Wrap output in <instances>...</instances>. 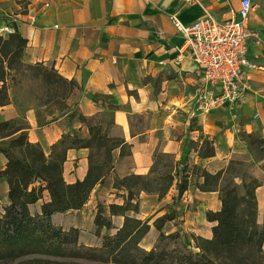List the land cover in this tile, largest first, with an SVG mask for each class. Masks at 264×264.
<instances>
[{
  "label": "crops",
  "instance_id": "1",
  "mask_svg": "<svg viewBox=\"0 0 264 264\" xmlns=\"http://www.w3.org/2000/svg\"><path fill=\"white\" fill-rule=\"evenodd\" d=\"M252 1L255 6L248 24L259 30L262 41H252L249 52L259 68L250 71L249 89L237 103L239 117L232 120L230 107L236 102L190 117L200 83L194 61L187 57L179 66L160 62L170 63L183 43L173 16L184 23L207 15L223 19L237 9L240 0H0V29L12 25L27 38L22 62L53 68L79 87L78 94L69 97L70 105L74 104L70 111L41 115L39 106L21 103L7 75L10 101L0 105V121L22 118L27 127L0 137V141L24 132L28 141L39 144L50 159L63 137L69 135L62 175L72 184L87 177L94 151L106 148L81 141L92 140L100 124L102 133L110 138L111 169L81 208L52 214L56 225L79 229V242L91 246H100L105 235L115 234L126 216L148 221L150 228L140 241L146 249L154 247L165 229L183 233L208 227L205 238L213 237L216 221L210 220L207 212L222 208L221 191L220 184L204 187V171L216 174L230 159L250 152L237 132L264 139V0ZM3 83L0 80V87ZM206 138L214 149L212 155L202 153ZM195 142L198 148L190 146ZM158 152L173 156L172 184L162 194L144 188L134 190L138 211L113 212L112 204L121 206L129 200L130 188L123 179L153 176ZM254 160L263 170L264 155ZM7 163L0 150V170ZM255 174L259 180L255 189L257 220L264 224V175ZM180 179L187 188L178 196ZM9 191L7 177L1 176L0 212L11 202ZM50 200L46 189L43 198L29 207L41 213L44 202ZM99 208L104 221L101 225L96 223ZM175 209L178 222L176 218L167 220L159 230L155 222ZM153 230L158 234L151 240Z\"/></svg>",
  "mask_w": 264,
  "mask_h": 264
},
{
  "label": "trees",
  "instance_id": "2",
  "mask_svg": "<svg viewBox=\"0 0 264 264\" xmlns=\"http://www.w3.org/2000/svg\"><path fill=\"white\" fill-rule=\"evenodd\" d=\"M26 45L27 38L18 30L7 36L0 35V80L4 81L0 87V105L10 101L5 76L6 66L1 57L12 53L13 57L21 58ZM51 71L55 74L52 72L46 74L49 82L62 81L70 83L73 87L77 86L75 80L65 78L53 68ZM25 127H27L26 122L18 123L16 119L2 120L0 137ZM64 142L62 139L57 146L65 145ZM109 142L110 138L104 137L101 144L97 143L99 147L106 146L102 163L94 162L91 157L87 177L72 184L67 183L62 175L65 147L63 153L55 152L48 159L42 147L29 142L24 132L12 140L13 145L25 144L44 159L46 175H42L29 161L16 156L10 149L0 148L8 158L7 166L0 170V177L5 176L9 181L11 201L5 207V211L0 212V262L2 264H217L204 251L201 253L190 248L183 241L180 231L165 233L161 230L167 220L176 218L178 222L179 213L176 209L171 213H165L155 222L156 227L161 231L152 249H146L140 244L150 225L147 220L137 217L126 216L123 226L115 234L105 235L100 246L80 243L79 229L71 227L67 230L52 221V214L57 211L81 208L97 182L103 181L112 166ZM115 142L117 141H113L112 144ZM204 142L208 146L202 151L203 155L214 154L211 141L206 138ZM103 165L107 168L104 169ZM203 174L206 180L204 187L220 184L216 180L221 179L222 171L212 174L205 170ZM129 177L147 178L139 175ZM129 177L123 179L125 185L130 188L129 200L121 206L112 204L113 212L131 208L137 212L139 209L135 187L126 182ZM169 178L170 186L173 177L170 175ZM212 179L215 180L213 184ZM253 183L254 186H251L244 182V194H239L231 184L222 192L220 185L222 208L217 212H207L208 218L216 221V225L213 226V237L201 238V240L205 245L216 249L243 252L251 264H264V225L257 220L255 193L259 181L255 180ZM186 188V182L180 179L178 196ZM46 189L50 193L51 200L44 202L41 213L32 212L29 205L43 198ZM133 199H136L135 204L132 203ZM100 209L96 218L97 225L104 222L101 219ZM169 239H174L173 245L169 244ZM201 249L204 250V246L201 245Z\"/></svg>",
  "mask_w": 264,
  "mask_h": 264
},
{
  "label": "rangeland",
  "instance_id": "3",
  "mask_svg": "<svg viewBox=\"0 0 264 264\" xmlns=\"http://www.w3.org/2000/svg\"><path fill=\"white\" fill-rule=\"evenodd\" d=\"M25 6L26 3L23 2L22 7L24 8ZM232 6L235 7V5ZM230 8L231 7H229L227 11H229ZM1 60L6 66L5 76L9 75L10 84L15 87L22 104H34L39 106V113L41 115L53 111H61L62 113H65L71 110V106H74V104L70 105L69 97H75L79 92V87H73L70 83H64L62 81H57L54 83L49 82L46 74L48 72H52L51 68L47 67V69H49L47 70L45 66L25 64L21 61L20 56L13 57L12 53L8 54L7 56L2 55ZM248 89L249 87L247 86L246 90ZM237 103L238 101H236V103L230 107L231 111L233 112L232 120H236L239 117ZM72 109H74V107ZM84 120L91 121L87 120L86 118H84ZM17 122L22 123L24 120L22 118H18ZM101 125L103 124H100V127L95 128L96 130L92 140H83L81 142L83 144H101L102 138L106 137V135L102 133L103 128ZM237 134L241 140L249 146L250 152H245L239 157L230 159L227 166L222 170L221 180L218 178L216 181L218 183L220 180L222 192L224 188L231 184V186L235 187L239 194H244V182L254 186L255 183H253V181H259L255 176V172L258 171L259 174L264 175V169L261 170L259 165L254 160L255 158L257 159L264 155V139L260 135L254 133L246 134L240 131L237 132ZM13 139H15V137L0 141V148L10 149L16 156L29 161L32 166L36 168L42 175H46L43 166L44 159L40 157L39 154L32 148L27 147L25 144L13 145L11 143ZM63 140L65 141L64 143L67 144L71 142L69 135H65ZM76 141L78 143L80 142L79 140ZM198 145L199 143L195 142L190 146L198 148ZM64 146V144L57 146L56 153H63ZM207 146L208 145L203 142L201 146L202 150L206 149ZM209 146L211 147V145ZM104 154L105 149L94 151V162L101 164L104 160ZM155 159L156 165L153 176L141 179L129 177V179L126 181L127 184L134 185L135 190L148 188L149 190H158L161 194L164 193L169 187V176L173 165V156L168 153L158 152ZM103 168L106 169L107 167L103 165ZM214 181L215 180L212 179V184ZM117 184H120V181H118ZM208 230V227H204L200 232L189 230L183 231V233H181V231L180 233L182 235L183 241L186 242L190 248L201 253L204 251V253L217 264H251V261L246 258V254L243 252H230L224 249H216L210 245H205L201 238H205ZM165 231L166 233L173 232L169 231V229H165ZM150 233L151 240H154L158 234V231L153 230ZM156 243L157 242H155V245ZM173 243L174 239H169V244L173 245ZM201 245L204 246V250L201 249ZM0 264L2 263L0 262Z\"/></svg>",
  "mask_w": 264,
  "mask_h": 264
},
{
  "label": "built area",
  "instance_id": "4",
  "mask_svg": "<svg viewBox=\"0 0 264 264\" xmlns=\"http://www.w3.org/2000/svg\"><path fill=\"white\" fill-rule=\"evenodd\" d=\"M253 9L252 0H240L237 9H232L223 19L207 15L184 23L173 16V25L183 43L170 63H160L179 66L187 57L194 61L200 83L190 117L238 101L248 86L250 71L259 68L249 52L252 41H262L259 30L248 24ZM14 32V27L8 24L0 29V35L4 36Z\"/></svg>",
  "mask_w": 264,
  "mask_h": 264
}]
</instances>
